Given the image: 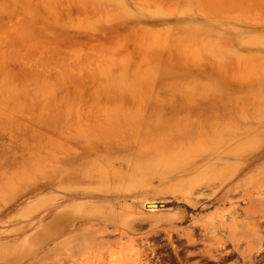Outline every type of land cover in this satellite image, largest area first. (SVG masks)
<instances>
[{
	"label": "rangeland",
	"instance_id": "rangeland-1",
	"mask_svg": "<svg viewBox=\"0 0 264 264\" xmlns=\"http://www.w3.org/2000/svg\"><path fill=\"white\" fill-rule=\"evenodd\" d=\"M246 128L184 201L178 165ZM78 191L101 198L63 208L116 226L45 216ZM248 194L264 196V0H0V264H62L78 235L106 245L75 264H191L197 242L210 264H254L264 217Z\"/></svg>",
	"mask_w": 264,
	"mask_h": 264
},
{
	"label": "bare ground",
	"instance_id": "bare-ground-1",
	"mask_svg": "<svg viewBox=\"0 0 264 264\" xmlns=\"http://www.w3.org/2000/svg\"><path fill=\"white\" fill-rule=\"evenodd\" d=\"M249 130L250 129L246 128V129H243L241 131H235V133H232V134L228 135L227 137H223L222 140L220 141V143H218L214 148H212L210 150V152H208V154L199 155L198 157H196L192 160L191 159L189 161L186 160L187 162L184 161L185 163H181L178 165V172L180 173V175H175V176H177L175 179L172 178V176H171V178H172L171 180L172 181L179 180V183L176 186H177L178 190L180 191V193H181L180 196H182V199L184 201L188 202L190 205H192L194 207L199 203V200L201 201L202 193H203V192H201L202 189H205V188L210 186V180H208L206 178V176L204 177V173H206L207 170H213V171L221 170L223 159H224V156L226 155L225 152L227 151V153H230V151H231L230 145H228V146H226V145L230 141L234 140L235 137H238L241 134H244L246 131H249ZM227 148H229L230 151L227 150ZM207 151H205V152H207ZM208 158L209 159L216 158L217 163L214 166H212L211 168L206 169V170H202L201 173L195 174L196 171L200 168L199 163H201L203 160L208 159ZM168 176H170V175H168ZM91 177L92 178L94 177L93 174L92 175L89 174L88 178H91ZM100 177H98V179ZM54 183H56V182H54ZM226 183H228L227 185H229L230 181H228V182L223 181V183H221V185H220L221 186L220 189L221 188L223 189V187H225ZM233 190H234V187L229 186V188L226 189V191H224V193H222L220 197H217V196L213 197V198H211V201H213V202H227V198L233 192ZM34 192H35V190L28 192V194H33ZM81 194H86L92 198H101L98 195H96L95 193H88V192H81V191L70 193V194H67V195L61 197L58 201H56L54 204H52L48 208V212L46 211L47 213L45 214V216H53V215H59V214H69V215L71 214L78 221L88 222L89 223L88 227L91 228V230H92L91 234H93V235H96L99 232H101V234L107 233L110 227L116 226L114 224L110 225V223H109L110 220L106 216H103V215L100 216V215L92 213L91 211L94 209V207L89 206V207H87L88 209L85 208V206H82V208H78V209H75L73 206L63 208V206L67 202H70L71 200H73L74 198L78 197ZM106 198L110 199V198H112V196L109 195V196H106ZM246 198L249 200V202H251L250 203L251 205L249 207L245 208L244 211L245 212L250 211L253 213H259L260 214L259 217H261V218L264 217V196L257 199V201H254L253 199H251L250 194H248V197H246ZM146 207H149L151 209H155L156 207H158V205L155 203H153V204L148 203L146 205ZM235 211H236V209H234V212ZM110 212H108V213H110ZM112 213H114V212H112ZM222 218H224V215H222ZM172 219H175V218H172ZM187 219H188V214L183 212L180 216L179 221L181 223H183ZM170 220L171 219H169V218L163 219L164 222H168ZM161 221H162L161 219H155L156 223H160ZM102 222L104 223V226L100 227L99 225ZM216 224H218V223H216ZM216 224H213L212 228L217 230L219 228V226L217 227ZM220 226L227 228L228 225L225 223V221H223L220 223ZM129 227L132 230L135 229L134 225H130ZM205 228H208V227H205ZM182 235L186 236L187 241L191 242V243H195L200 238V237L199 238L197 237V225H194V229H192V230L183 231ZM82 238L83 237H81V235H78L68 244V249H66L67 252L61 258L63 260L62 264H75L76 262H80L81 256L86 254V252H88V250H96L97 248H104V246L106 245L105 244L106 242L99 240L98 237L90 238V239H82ZM216 241L218 242V246L216 247V251H217V248H219L221 250V248H223L226 245L224 236L217 237ZM260 250H261V247L257 248L256 253H258ZM247 254H248V257H250L252 260V258L254 256L252 254V252H248ZM227 255H228L227 259H229V260L232 259V253H230L228 251ZM74 257H76V259H74ZM32 258L33 259L36 258V255H34V252L32 253ZM261 258H263V256ZM70 261L72 263H70ZM147 264H149V263H147Z\"/></svg>",
	"mask_w": 264,
	"mask_h": 264
},
{
	"label": "flooded vegetation",
	"instance_id": "flooded-vegetation-1",
	"mask_svg": "<svg viewBox=\"0 0 264 264\" xmlns=\"http://www.w3.org/2000/svg\"><path fill=\"white\" fill-rule=\"evenodd\" d=\"M261 233L264 237V223L260 225ZM199 232V233H198ZM203 232H201L200 228L197 229V237L199 238L200 235H202ZM201 242H197L195 246L193 247L192 254L193 259L191 261V264H210L208 259H205V257L202 256L203 247L200 246ZM230 251V250H229ZM263 256V258H261ZM236 258L232 260H227V263H230L231 261L235 260ZM221 260L220 262H224L225 260H222L219 258L217 261ZM254 264H264V243L261 247V250L258 253H255L254 255ZM224 264V263H223ZM251 264V262L249 263Z\"/></svg>",
	"mask_w": 264,
	"mask_h": 264
}]
</instances>
